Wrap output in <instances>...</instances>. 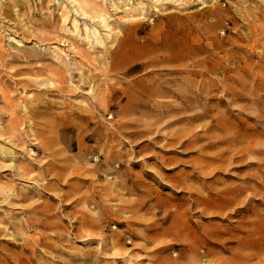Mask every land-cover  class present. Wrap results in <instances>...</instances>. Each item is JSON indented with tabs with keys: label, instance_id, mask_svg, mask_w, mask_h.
Instances as JSON below:
<instances>
[{
	"label": "rangeland",
	"instance_id": "374dc122",
	"mask_svg": "<svg viewBox=\"0 0 264 264\" xmlns=\"http://www.w3.org/2000/svg\"><path fill=\"white\" fill-rule=\"evenodd\" d=\"M177 1L106 40L156 50L105 72L102 50L66 48L81 65L66 81L6 66L8 34L50 24L75 41L66 24L0 16V128L19 127L0 161V264H264V0Z\"/></svg>",
	"mask_w": 264,
	"mask_h": 264
},
{
	"label": "bare ground",
	"instance_id": "6f19581e",
	"mask_svg": "<svg viewBox=\"0 0 264 264\" xmlns=\"http://www.w3.org/2000/svg\"><path fill=\"white\" fill-rule=\"evenodd\" d=\"M176 1L177 0H5L4 5L2 7L0 6L1 7L0 16L3 17L4 19L9 20V21H13L14 19H17V21H15V22L13 21L15 25L20 24L24 20L28 21V19H27L28 16L31 18H35L36 15H41V16L43 15V17L45 19L46 18V16H45L46 12L45 11L51 10L50 18L51 19L53 18L52 20L54 21V23L56 25H57V23L66 24L67 28H63V29H66L65 33L67 32L66 33L67 35L69 34L70 36L76 38L75 41H70V40L64 39L62 36H60L58 33L55 32V25H50V24H47L48 26H46L43 29L42 28H39L37 30L32 29L31 31L26 32V33H25V31H22V37H19L18 35L11 36V34H8L7 35V38H8L7 42L10 46V48H9L10 51H8V53H11L12 55L14 54L15 56H13V58H14V60L16 59L17 61L9 62L8 64H6V66H9V68H8L9 70L14 71V72L12 71V73L10 72L12 74L11 76H17L22 71H26L28 73L30 72V73L36 74V75L37 74H44V73H46V74L52 73L56 76H59V80L63 81V80H65V74L70 72V70L73 69V71H74V68H76V67H77V69L81 70L80 63H77V62L73 63V61L66 54L65 49L66 48L71 49L72 54L75 55V58L78 57L79 59H86V58L90 57V53L87 52L88 49H92V48L94 49L95 48L97 50L98 49L102 50V52H104V54H105L103 59L106 61L107 60L109 61L108 65L104 69L105 72L118 70L119 68H126V66L131 62L130 56L133 53L136 54L138 52L140 55L146 56L148 53H151L152 51L156 50L157 46H155V44L153 42H149L147 44V46H145V45L144 46H138V45H136V43L134 41H130L129 39H127V40L120 42V43L117 42L116 46L112 50L111 49L108 50L110 47L107 48L109 43L106 42V40L113 38L112 32L114 31V29H117L118 27H120L119 30L120 29H123L124 31L130 30L133 33H138L143 28L140 29V27H138L136 25H131V23H133L135 21V18L143 17L145 15V13L149 12V11H153L154 13H162L164 11L165 6L170 5L171 3H175ZM181 1H183V0H181ZM184 3H185V1H184ZM256 11H257L256 14L264 16V8H257ZM52 12H56L59 14L57 16V15L52 14ZM170 13L172 14L171 11H170ZM49 14H50V12H49ZM173 14H174V12H173ZM118 15H119V18L116 17ZM20 18H22V20H20V23H18ZM177 18H178L177 16H169V17H167V20L175 21V20H177ZM45 20L47 21V19H45ZM126 22L130 23V24L126 25ZM28 23H30V22L28 21ZM0 30L5 32L3 27H2V29L0 28ZM16 31H18V29H16ZM130 34H131V32H130ZM17 38H21V40H16ZM52 40L54 42L50 43L49 41H52ZM44 42H49L50 44H43ZM192 43H193V41H192ZM52 44H56V45L52 46ZM59 44L62 46H60ZM26 45H30V47H26ZM86 46L88 47L87 50L85 48ZM59 47H62L63 49H61ZM0 49H2L1 45H0ZM104 49L106 51H104ZM11 51H14V53H12ZM40 51L51 52V56L53 57L54 61H57L58 66H56V62L55 63L54 62L42 63V62H38V61H29L28 60L29 56H31V55L35 56V57L38 56ZM176 54H180V52L176 51ZM2 56H3V54L0 52V61L1 60L3 61V59H1ZM170 57L171 56L165 57L167 59H165L163 57L164 58L163 60L167 61L168 63L169 62H173V63L176 62L174 60V58H170ZM180 57H183V56H180ZM8 58H10L9 55L6 59H8ZM177 58H179V57H177ZM182 59L185 60L184 57ZM9 60L10 59H8L7 61H9ZM24 60H26V62ZM27 60H28V62H27ZM179 61H181V59H179ZM86 62H88V61H86ZM26 64L31 65L32 67L29 69H26V68L23 70L20 69L18 71L15 69L19 65L21 68L26 67L27 66ZM27 67H30V66H27ZM62 71H64L63 74H62ZM80 77H81L80 80L82 82L86 81L85 79H83L82 75H80ZM60 84H63V83H60ZM0 97H2V96H0ZM4 100L5 99L3 98V103H6V102H4ZM257 120H258V118H257ZM8 122L10 124L7 127L0 128V139H2V137H3V139L0 140V142H1L0 143V161H3L2 158L4 159L6 156H8V152H7L8 150H6V147H5L6 143L4 142V138H11V143L15 142V141H13L14 139L15 140L18 139V138H16V134L18 133L17 130L19 128V127H17L18 121L16 122V120L14 119V121L12 120L11 122L10 121H8ZM49 124H50V121H49ZM34 126L36 127V125H34ZM49 132H51V131H49ZM52 134H53V132H52ZM41 141H42V139H41ZM54 141H55V139H54ZM16 142H18V141H16ZM49 142H51L50 144H52V143L56 144L55 142L52 141V139H51V141H48V144H49ZM44 143L46 144V142H44ZM47 146L50 147L49 145H47ZM45 151H48V150H45ZM53 154H55V153H53ZM62 162H66V161H62ZM16 171H17V173H22V175L29 173L28 167H26V166H18V168H16ZM68 171H70V170H68ZM64 174L67 175L66 173H64ZM63 177H65V176H63ZM226 189H227V187H226ZM235 195H236V193H235ZM221 198H223V197H221ZM232 198H233V196H232ZM225 203H226V201H225ZM228 203L229 202H227L226 204L229 205L230 203L229 204ZM228 208H229V206L227 207V209ZM251 236H253V235L251 234ZM200 241H201V239H200ZM106 251H108V250H106Z\"/></svg>",
	"mask_w": 264,
	"mask_h": 264
}]
</instances>
